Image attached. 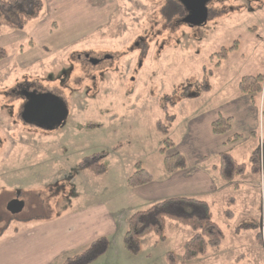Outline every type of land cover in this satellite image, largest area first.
<instances>
[{
    "label": "rangeland",
    "instance_id": "rangeland-1",
    "mask_svg": "<svg viewBox=\"0 0 264 264\" xmlns=\"http://www.w3.org/2000/svg\"><path fill=\"white\" fill-rule=\"evenodd\" d=\"M42 1L22 29L0 27L7 53L0 61V242L50 233L42 262L60 264L106 236V252L87 264H167V252L180 264L193 231L173 220L164 240L151 233L137 254L124 249L127 217L152 204L146 188L129 187L127 178L140 163L157 183L165 174L158 152L164 137L184 150L203 141L202 117L218 114L232 116L230 135L239 136L229 150L248 168L260 131L264 138V92L251 99L237 84L245 75L264 76V0H212L208 19L196 26L181 22L178 0ZM22 86L62 100L63 126L45 131L22 121ZM167 113L174 119L164 135L155 124ZM94 153L103 154V174L80 167ZM238 179L244 192L235 205L228 189L197 197L207 199L224 239L185 264H264L257 229L237 231L264 227V173L247 170ZM14 199L23 206L12 213Z\"/></svg>",
    "mask_w": 264,
    "mask_h": 264
},
{
    "label": "trees",
    "instance_id": "trees-1",
    "mask_svg": "<svg viewBox=\"0 0 264 264\" xmlns=\"http://www.w3.org/2000/svg\"><path fill=\"white\" fill-rule=\"evenodd\" d=\"M43 7L44 2L42 0H0V27L13 30L22 29L29 21L39 16ZM226 51L227 49L223 48L218 54L223 58L226 56ZM6 57V50L0 47V61ZM237 86L242 93L250 95L252 99L255 94L264 92V76L262 74L242 76ZM261 113L264 116V103ZM173 119V116L167 113L163 120L156 122V130L166 135ZM230 129V117L218 116L211 122V131L215 135L227 134ZM250 134L253 137L257 135L255 131ZM238 136V134L231 135L224 144L228 145L236 141ZM174 146L175 142L171 138L164 137L158 150L162 155L163 170L167 174L184 170L187 166L186 158L181 152L174 151L171 154H165L168 149L174 148ZM102 158V153H94L85 157L80 162V167L97 175L103 174L105 166L101 162ZM217 158V164L213 166V169L225 183L233 182L235 178L243 175L247 170L252 175L264 173V138L261 150L258 138L257 145L249 156L248 168L245 163L238 162L227 149L220 151ZM152 180L153 175L140 163H136L134 171L127 178V185L131 188H137L150 183ZM225 213L228 218L233 216L230 209H227ZM167 220L176 221L193 231L192 235L183 243L182 262L180 264H185V261H191L205 254L209 248H218L224 239L221 228L212 219L208 202L195 197L178 196L156 201L145 209L130 214L126 219V230L123 235L124 249L129 254H137L141 247V239L151 233L155 234L158 239L164 240ZM251 228L257 229L256 239L260 245L262 236L261 231H259L261 229L260 223L258 225L242 224L237 227V231ZM108 247V238L99 236L93 239L84 250L67 256L60 264H87L105 253ZM166 263L178 264L174 253L167 252Z\"/></svg>",
    "mask_w": 264,
    "mask_h": 264
},
{
    "label": "crops",
    "instance_id": "crops-1",
    "mask_svg": "<svg viewBox=\"0 0 264 264\" xmlns=\"http://www.w3.org/2000/svg\"><path fill=\"white\" fill-rule=\"evenodd\" d=\"M218 116L231 118V129L229 133L224 135H215L212 133L211 122ZM200 124H198V127H200L204 136V138L201 136L202 142H199V139L197 141L193 140L186 145L184 150L182 148L178 149L176 144L174 146V151L181 152L185 156L187 161L186 168L172 174L163 173L157 183H154L155 179L153 178L150 183L140 186L146 188L141 191L145 199L154 203L165 198L178 196L197 198L215 195L228 189L234 195L229 196L227 202L231 205L236 204L237 197L244 192L243 186L238 181V178L245 173L235 178L233 182L225 183L213 169V165H216L218 161V153L225 149L229 150L230 145L236 142L228 145L224 144L225 140L231 136L230 132H232L233 126L232 116L221 114L217 116H204ZM188 130L189 135L193 136L196 127L193 130L189 126ZM252 131L254 130L250 132ZM196 136L198 137V135ZM209 158H213V161L209 162ZM201 200H204V198H201ZM204 201L207 202V199ZM234 214L233 212V217ZM66 228L67 226L62 230ZM32 237V232H27L18 235L16 238H12L4 245L0 242V264H43L42 259L48 248L47 243L51 235L50 233H47V235L43 233L37 237H33V239Z\"/></svg>",
    "mask_w": 264,
    "mask_h": 264
},
{
    "label": "water",
    "instance_id": "water-1",
    "mask_svg": "<svg viewBox=\"0 0 264 264\" xmlns=\"http://www.w3.org/2000/svg\"><path fill=\"white\" fill-rule=\"evenodd\" d=\"M183 7L189 12L182 21L188 25H201L208 17L207 3L210 0H179ZM92 63L96 61L91 60ZM55 98H45L44 96L33 100L28 104L23 112V119L27 123H34L38 126H42L48 121H51L48 112L53 107L57 109V115L54 118L56 124L65 121L67 116V108L62 100H54ZM23 206V203L18 199H14L9 202L7 210L14 213L19 211Z\"/></svg>",
    "mask_w": 264,
    "mask_h": 264
},
{
    "label": "flooded vegetation",
    "instance_id": "flooded-vegetation-1",
    "mask_svg": "<svg viewBox=\"0 0 264 264\" xmlns=\"http://www.w3.org/2000/svg\"><path fill=\"white\" fill-rule=\"evenodd\" d=\"M178 2H179V5L181 6V13L183 12L184 13V17L189 13L184 7H183V5L180 3V1L178 0ZM210 2H212V0H210L208 3H207V9H208V17H209V15H210V12L212 11V7H210ZM179 15V14H178ZM184 17H182L180 20H181V22L182 23H184L183 21H182V19L184 18ZM208 17H207V19H208ZM184 24H186V23H184ZM186 25H188V24H186ZM86 59H88L89 57L88 56H86L85 57ZM89 60V62H91L92 63V61L91 60H94V61H96L95 63H97L98 61L97 60H95V59H88ZM19 94L21 95V98H22V100H21V103H20V107H21V118H22V121H25L24 119H23V112H24V109H25V107L28 105V104H30L33 100H35V99H38V98H40V97H42V96H44L45 98H55L54 100H60L57 96H55L53 93H51V92H39L38 90H31V89H29L28 87H26V86H22L21 88H20V91H19ZM57 109L56 108H52V109H50V111L48 112V115H50V117H51V121H48V122H46L45 124H43L42 126H38V125H36V124H34V123H28V124H31V125H35V126H37V127H39V128H42L43 130H45V131H51V130H54L55 128L57 129V128H59V127H62L63 126V124H64V122L65 121H63L62 123H59V124H56V121H54V118L56 117V115H57ZM26 122V121H25ZM27 123V122H26ZM22 209V208H21ZM20 209V210H21ZM10 212V211H9Z\"/></svg>",
    "mask_w": 264,
    "mask_h": 264
},
{
    "label": "built area",
    "instance_id": "built-area-1",
    "mask_svg": "<svg viewBox=\"0 0 264 264\" xmlns=\"http://www.w3.org/2000/svg\"><path fill=\"white\" fill-rule=\"evenodd\" d=\"M262 140H263V136H262V134L260 133V135H259V147H260V150L262 149ZM262 221H263V220H262ZM261 231H262V239H263V241H264V227H263V223H262Z\"/></svg>",
    "mask_w": 264,
    "mask_h": 264
}]
</instances>
